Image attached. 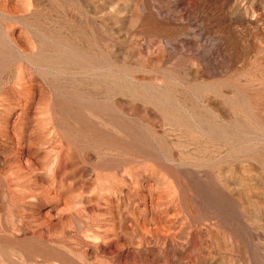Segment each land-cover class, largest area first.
Returning a JSON list of instances; mask_svg holds the SVG:
<instances>
[{"label":"rangeland","instance_id":"rangeland-1","mask_svg":"<svg viewBox=\"0 0 264 264\" xmlns=\"http://www.w3.org/2000/svg\"><path fill=\"white\" fill-rule=\"evenodd\" d=\"M0 264H264V0H0Z\"/></svg>","mask_w":264,"mask_h":264}]
</instances>
